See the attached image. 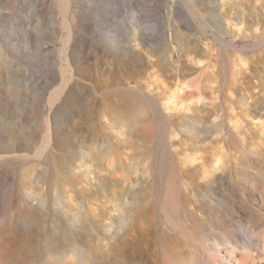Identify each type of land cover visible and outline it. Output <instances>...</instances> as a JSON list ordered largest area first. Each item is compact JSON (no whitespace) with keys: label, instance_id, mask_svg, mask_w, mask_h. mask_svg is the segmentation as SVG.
I'll return each instance as SVG.
<instances>
[{"label":"rangeland","instance_id":"374dc122","mask_svg":"<svg viewBox=\"0 0 264 264\" xmlns=\"http://www.w3.org/2000/svg\"><path fill=\"white\" fill-rule=\"evenodd\" d=\"M229 241L264 264V0H0V264Z\"/></svg>","mask_w":264,"mask_h":264},{"label":"bare ground","instance_id":"6f19581e","mask_svg":"<svg viewBox=\"0 0 264 264\" xmlns=\"http://www.w3.org/2000/svg\"><path fill=\"white\" fill-rule=\"evenodd\" d=\"M60 2H61V6L63 7V9L65 8V10H66V0H60ZM172 3H175V2H172ZM177 8H175V5L173 4L172 6H171V9H170V14H171V16H174V14L177 12V10H176ZM195 13V12H194ZM196 14V13H195ZM200 18V17H199ZM212 19L213 20H215V17H212ZM206 24L207 25H209L210 23L206 20ZM205 26V25H204ZM149 27H151L153 30H154V32H156L155 34L156 35H162L163 33H164V30H163V25L162 24H160L159 22L158 23H155V24H153L152 26L150 25H148L147 26V28H149ZM206 27V29L208 30V26H205ZM143 30H145V31H147L148 29H142L141 31H143ZM211 30V29H210ZM206 31V30H205ZM160 53V56H161V54H162V56H161V58H163V59H166V56L165 55H163V52H159ZM160 61H162L161 59H160ZM159 65H161V64H159ZM164 66V64L162 65V66H159V67H163ZM63 82H64V84H67V79H66V77H63ZM180 83V82H179ZM182 84V83H181ZM177 85H178V87H179V84H178V82H177ZM181 86V85H180ZM178 87H177V89H178ZM180 88V87H179ZM179 91V90H178ZM172 92L173 91H171V92H165V94L162 96V97H164V99H163V101L165 100V99H167V105L168 104H170V103H172L173 101L172 100H170V98L172 99V97H175V95L177 94V93H173L172 94ZM177 96V95H176ZM162 99V98H161ZM173 100H174V98H173ZM175 100H176V98H175ZM165 103H166V101H165ZM174 103H176V101H174L173 102V107H174ZM257 103L258 104H261L262 103V101H257ZM175 106H178V104H175ZM259 106V105H258ZM257 106V107H258ZM169 107V106H168ZM170 108V107H169ZM259 108V107H258ZM220 153V152H219ZM221 154V153H220ZM223 156V155H222ZM221 157V156H220ZM222 158V157H221ZM186 159H188V158H186ZM194 158H192V160H193ZM190 160V159H189ZM216 160V159H215ZM222 160V159H221ZM221 160L220 159H218V161L216 160V162L218 163L219 161L221 162ZM194 163V162H193ZM216 163V164H217ZM219 164V163H218ZM217 164V165H218ZM214 166V165H213ZM219 166V165H218ZM220 167V166H219ZM218 167V168H219ZM206 169V168H205ZM215 169H216V167H215ZM187 170H189L190 172L192 171V169L191 168H188ZM207 171V170H206ZM214 171V170H213ZM190 172H187L185 169L182 171V178L183 179H185V178H190ZM209 172V171H208ZM215 172V171H214ZM213 172V173H214ZM207 173V172H206ZM201 177H203V175H201ZM210 180V179H209ZM191 185V184H190ZM190 192V191H189ZM189 192H187V191H185V189H184V195L185 196H190L191 195V193L189 194ZM197 193V192H196ZM198 193H199V190H198ZM200 193H201V191H200ZM208 194V193H207ZM207 194H204V198H206V196H207ZM183 195V196H184ZM193 195V194H192ZM184 198V197H183ZM235 241V240H234ZM229 244H231V246H232V249H231V251H230V259L229 260H227L226 261V264H247L246 263V259L245 258H247V255H244L242 258H239V257H237L236 256V254H237V251H238V246H236L235 244H234V242L233 241H229ZM230 246V247H231ZM215 250H217L216 251V257L218 258V260L219 259H221L222 261H220V264H223V259H225V257L222 255V254H220V251H221V249H220V243L218 242V243H216V247H215ZM231 259H234V262L235 263H232L231 262Z\"/></svg>","mask_w":264,"mask_h":264}]
</instances>
